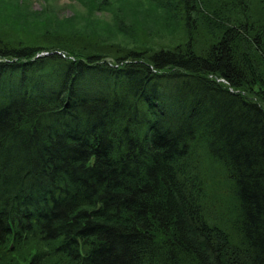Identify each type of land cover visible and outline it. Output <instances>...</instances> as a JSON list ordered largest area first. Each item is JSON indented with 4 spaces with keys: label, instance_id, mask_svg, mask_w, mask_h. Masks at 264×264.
<instances>
[{
    "label": "trees",
    "instance_id": "obj_1",
    "mask_svg": "<svg viewBox=\"0 0 264 264\" xmlns=\"http://www.w3.org/2000/svg\"><path fill=\"white\" fill-rule=\"evenodd\" d=\"M153 1L185 42L0 46V247L28 264H264V0Z\"/></svg>",
    "mask_w": 264,
    "mask_h": 264
},
{
    "label": "rangeland",
    "instance_id": "obj_2",
    "mask_svg": "<svg viewBox=\"0 0 264 264\" xmlns=\"http://www.w3.org/2000/svg\"><path fill=\"white\" fill-rule=\"evenodd\" d=\"M172 15L153 0H0V46L15 48L22 44L13 40L32 43L52 40L57 44L70 39L71 43L73 40L82 45L55 48L52 53L84 59L97 50L107 52L105 47L110 46L107 61L112 62L117 51L119 56H125L129 49L150 52L185 42L180 20ZM48 54L50 51H39L41 56ZM197 160V172L214 185V198L228 193L230 185L224 181V169L210 162L206 155L198 156ZM34 245V241H29L19 251L14 250V245L2 246L1 261L14 259L16 264H28Z\"/></svg>",
    "mask_w": 264,
    "mask_h": 264
}]
</instances>
